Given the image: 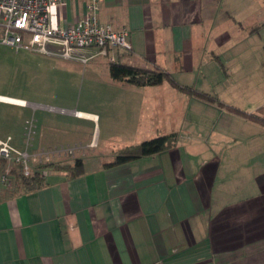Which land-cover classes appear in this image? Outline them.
I'll return each instance as SVG.
<instances>
[{"label": "crops", "instance_id": "crops-1", "mask_svg": "<svg viewBox=\"0 0 264 264\" xmlns=\"http://www.w3.org/2000/svg\"><path fill=\"white\" fill-rule=\"evenodd\" d=\"M87 1L67 0L61 26L83 18ZM98 18L128 31L121 64L162 69L179 87L115 80L107 63L92 71L107 91L104 116L121 121L109 126L125 128L108 156L97 152L100 113L48 107L89 122L92 137L66 144L67 125L44 116L31 141L75 148L85 172L49 169L35 191L0 193V264H264V0H103ZM171 134L170 149L112 165Z\"/></svg>", "mask_w": 264, "mask_h": 264}, {"label": "rangeland", "instance_id": "rangeland-1", "mask_svg": "<svg viewBox=\"0 0 264 264\" xmlns=\"http://www.w3.org/2000/svg\"><path fill=\"white\" fill-rule=\"evenodd\" d=\"M101 62L103 65L99 64ZM106 63L109 67L108 70L111 72L110 64L103 56H98L84 65L76 60L52 59L30 51L22 50L17 52L14 48L0 43V93L21 97L32 104L41 105V107L30 106L17 109L0 103V138L5 139L7 135L15 134V139L11 144L19 150L25 151L28 142L27 135L31 130L30 139L32 140L34 127L40 126L42 118L46 116L51 121L54 120L67 125L66 131L60 136V140L64 143H74L75 141L85 143L89 137H92L93 133L89 122L77 119L74 115L61 114L59 111L47 108L86 109L98 112L102 116L100 124L102 137L100 148L97 151L98 154L108 156L111 153L112 155L113 149L116 150L121 145L119 140L122 139V133L125 128L109 126V124L120 123L121 121L109 118L111 110L104 116L103 109L108 104L105 103L107 98L105 85L101 84L100 87L98 81L91 78L92 71L102 72V68L103 66L106 67ZM167 93L170 94L171 91ZM99 107L102 109L98 111ZM29 122H33L32 125ZM10 123L15 126L11 130L12 132L9 130ZM149 127L151 126L148 124L146 130L140 127L138 135L141 136L143 131L147 134ZM24 128L27 130L25 137H19V132L22 133ZM151 132H156V129L151 130ZM31 140L28 142L30 144L28 147L30 154H33L31 152L32 145L38 149L34 151V154L43 152L41 144ZM67 149L68 151L69 149L75 151V148L71 146H59L49 150L45 149V151L49 152L51 162H59L62 159V163L73 162L75 159L74 152L72 154L61 153L60 156L55 155V157H52L53 152L56 150ZM11 168L15 167L12 163H8L6 169L10 172ZM5 170L0 175V186L8 190H14L15 179H13V175H10L8 181L3 182V175L7 171Z\"/></svg>", "mask_w": 264, "mask_h": 264}, {"label": "built area", "instance_id": "built-area-1", "mask_svg": "<svg viewBox=\"0 0 264 264\" xmlns=\"http://www.w3.org/2000/svg\"><path fill=\"white\" fill-rule=\"evenodd\" d=\"M102 1L88 0L83 18L62 27L61 18L67 0H0V43L17 52L26 50L50 58L76 60L84 65L98 56H103L111 64H118L119 50L132 51L127 40L129 33L125 29L115 31L110 26L101 25L98 13ZM88 50L96 52L90 53ZM27 136L30 142L31 130ZM10 140L9 137L6 141H0V158L22 165L26 176L34 165L51 162L49 152L43 150L30 154L28 142L26 150L21 151ZM73 152L72 149L56 150L52 157ZM47 173L43 172L45 176ZM9 177L7 169L3 182L8 181Z\"/></svg>", "mask_w": 264, "mask_h": 264}, {"label": "trees", "instance_id": "trees-1", "mask_svg": "<svg viewBox=\"0 0 264 264\" xmlns=\"http://www.w3.org/2000/svg\"><path fill=\"white\" fill-rule=\"evenodd\" d=\"M109 64L112 78L115 80L124 81L138 87L160 85L165 81L178 86L169 73L159 68H140L124 65L120 62L118 64ZM182 89L189 93H194L195 97L204 101H211L213 99L209 95L194 91L190 87H183ZM176 141L177 135L171 134L129 146L116 155L112 165H122L133 159L162 153L170 149ZM8 163L7 160L0 158V175L7 168ZM12 165H14L15 168H11L9 173L11 176L13 175V179H15V188L14 190H8L0 186V193L2 194L32 192L41 188L45 184L46 177L43 172H48L49 169L63 170L68 173L69 177H78L85 172L84 164L81 159H74L73 162L66 163L49 162L36 164L33 166L28 176L24 174L22 165L15 162H13Z\"/></svg>", "mask_w": 264, "mask_h": 264}, {"label": "bare ground", "instance_id": "bare-ground-1", "mask_svg": "<svg viewBox=\"0 0 264 264\" xmlns=\"http://www.w3.org/2000/svg\"><path fill=\"white\" fill-rule=\"evenodd\" d=\"M0 100L1 101H5V102H12V103H17V104L25 105V102L24 101H20V100L13 99V98H8V97L0 96ZM79 114L80 113H77L78 116H79Z\"/></svg>", "mask_w": 264, "mask_h": 264}]
</instances>
